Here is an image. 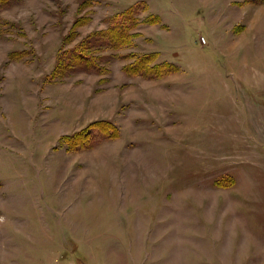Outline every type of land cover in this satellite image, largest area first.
<instances>
[{"label": "rangeland", "instance_id": "rangeland-1", "mask_svg": "<svg viewBox=\"0 0 264 264\" xmlns=\"http://www.w3.org/2000/svg\"><path fill=\"white\" fill-rule=\"evenodd\" d=\"M0 264H264V0H0Z\"/></svg>", "mask_w": 264, "mask_h": 264}, {"label": "trees", "instance_id": "trees-1", "mask_svg": "<svg viewBox=\"0 0 264 264\" xmlns=\"http://www.w3.org/2000/svg\"><path fill=\"white\" fill-rule=\"evenodd\" d=\"M83 51V50H82ZM81 54L83 53V52H80Z\"/></svg>", "mask_w": 264, "mask_h": 264}]
</instances>
